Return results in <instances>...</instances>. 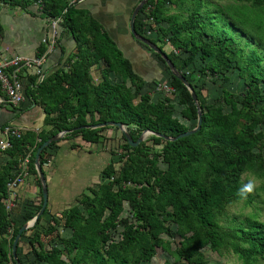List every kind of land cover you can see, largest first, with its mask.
<instances>
[{
	"label": "trees",
	"instance_id": "obj_1",
	"mask_svg": "<svg viewBox=\"0 0 264 264\" xmlns=\"http://www.w3.org/2000/svg\"><path fill=\"white\" fill-rule=\"evenodd\" d=\"M165 1L148 0L143 7L149 8L148 17L154 23L168 25V29L159 28V33L167 35L170 33L168 31H176L173 34L179 35L187 32L195 44V52L200 53L202 61L214 56L205 64V70L213 74L224 76L233 62L241 67L243 56L233 46L216 48L224 44L227 33L220 29L205 31L204 20L209 17L200 12L202 0H175L182 10L187 12L188 17L186 21L180 22V26L177 16L167 15ZM0 3L23 10L33 4L38 5L44 18L62 20L59 27L66 31L74 42V53L64 57L65 61L63 59L65 66L45 76L39 83L35 82V76L30 78L26 89L27 97L38 102L41 95L44 98L49 94L53 95L47 105L45 104L44 110L46 111L49 105L51 111L57 112L54 118L45 120L53 130L41 136L42 140L33 151L61 130L70 132L63 139L74 144L89 142L90 145H95L101 137L102 142L111 140L117 144L116 148L112 147L108 151L110 158L118 157L117 161L111 160L103 171L109 182L100 186L97 192H93V198H85L83 201L86 217L83 218L76 207L64 213V223L71 229L72 234L69 239H61V242L67 249H75L72 260L74 264L150 262L154 250L163 248L165 244L160 235L170 234L169 226L163 224L165 218L176 223L179 230L184 228L186 233H191L175 250L184 261L179 264H205L202 253L192 247L199 242L208 245L212 251L231 249L240 255L244 264L255 262L258 256H263L264 238L257 230L256 223H251L246 230L241 227H223L219 223L225 204L243 199L249 201L248 196L237 195L242 189L241 175L254 168L264 174V131L255 132L259 125H264V109L259 106L260 102L264 101V93L259 90L262 75L258 72V66L261 58L250 52L243 62L247 92L241 102L235 101L226 90L222 91L221 100L229 107L227 113L216 104L201 103L198 92L194 90L196 105L183 83L171 74L170 85L177 92L179 104L184 107L183 117L188 121H197L199 108L202 123L200 130L188 137L165 141L155 135L175 138L189 130L174 119L167 98L152 103L150 95L140 94L143 79L133 72L130 62L122 56L101 25L87 12L77 8V3L69 5L67 0H0ZM256 15L259 18L264 16L260 12H254V16ZM135 29L138 32L137 22ZM203 35L208 38L206 42L202 40ZM157 39H160V36ZM196 39L199 42H195ZM159 49L162 50L161 47ZM44 53L45 48H42L38 56ZM167 56L176 67L170 55ZM193 58L194 55H190L184 59L177 71L180 72L191 64ZM100 60L106 68L101 70V82L93 85L89 77L90 69L98 65ZM161 61L164 62L162 59ZM110 72L121 79L119 84L110 83ZM124 81H129L130 86L127 87ZM135 98H138L139 102L133 105ZM72 99L75 104L70 102ZM61 103H64V106L58 109ZM93 114L97 115V119L89 122L90 124L121 123L128 127L125 129L133 142L145 131L154 135L132 148L121 131L120 140L114 139L115 133L110 135L111 131H119L118 128H82L89 124L86 117ZM104 130H107V134L100 136L99 132ZM78 136L81 141L76 143L74 139ZM1 138L2 136L0 140ZM24 141L23 134L18 139H10L11 148L4 153L9 154L12 161L0 168V264H21L13 261L11 253L13 240L20 228L12 229L10 235L6 234V229L12 227V224L1 199L7 195V183L15 176L11 175L10 171L19 165L26 150H23ZM147 142L160 147L151 157L155 161L161 159L167 165L166 170L157 168L143 150ZM49 146L41 153L42 169L45 160L50 158L46 151ZM34 155L35 152H32L29 172L32 170L36 174ZM124 203L133 222L121 218ZM36 204L39 212L42 199ZM166 207H170L171 212L162 216ZM118 225L123 227L121 240L113 242L110 231ZM138 231L140 237L137 238ZM29 233L25 231L21 237L28 236ZM29 244L33 248L35 258L40 262L54 264L57 261V264H63L60 260L63 256L61 249H51L45 254H40L34 249L35 244L39 248L43 247L37 234L33 235ZM242 244L247 246L243 247Z\"/></svg>",
	"mask_w": 264,
	"mask_h": 264
},
{
	"label": "crops",
	"instance_id": "obj_2",
	"mask_svg": "<svg viewBox=\"0 0 264 264\" xmlns=\"http://www.w3.org/2000/svg\"><path fill=\"white\" fill-rule=\"evenodd\" d=\"M67 1L69 2L70 0ZM140 1L84 0L81 3H77V8L87 12L97 21L115 45L126 53L127 48L133 49L137 47L140 50L137 44L138 41L133 40L128 27L131 12ZM163 24L165 23L161 24L162 29H167ZM0 26L2 27L0 61L9 60L14 55L28 57L38 55L39 51L45 46L42 44V40L49 39L51 35L49 20L44 18L39 6L35 4L24 10L17 7H9L6 4L0 5ZM58 32L54 51L45 55L43 64L40 67V71L45 76L65 66L63 64L66 60L65 58L74 49L72 37L66 31H62L60 27H58ZM154 34L155 39H157L159 35ZM164 44L165 47L162 51L167 54V40ZM142 55L141 53V58ZM124 57L126 59L130 58L129 62L132 70L144 81L140 94H148L152 103L157 102L159 95L147 93L146 91H150L152 79H159L157 78L158 74L155 75L151 67H148L146 72L142 64L137 63V59H140L139 56L131 58V55L126 53ZM104 66V62L100 60L98 61V65L91 67L89 77L93 85L101 82V70L104 69ZM33 76L37 78L35 70L32 69L20 72L19 80L22 84L24 101L18 109H12L8 105H0V129L4 126L19 128L25 140L23 150L30 149L32 152H36L33 150L36 148L37 143L42 140L41 136L47 135L53 128L45 121V110L42 108L44 106L41 107L32 98L27 97L26 89L28 88L30 78ZM96 119V114L86 117L88 123ZM91 125L93 124L89 123L87 126ZM62 132L66 133L68 131L61 130L57 135ZM99 134L100 136H105L107 130L101 131ZM112 135L114 134L112 133ZM0 136H2L1 130ZM66 136L64 135L57 141L52 142L53 144L46 149L51 160V164L49 166L44 165L42 169L48 196L47 209H45L38 223L27 229L30 230V234H39L40 241H43L44 238L49 239L47 243H49L50 238L52 239L51 241H58L55 247L63 244L61 239H69L72 234L71 229L64 223L66 218L64 213L68 212L70 208L76 207L80 211L81 216L85 218L84 199L93 198L95 195L93 192H97L100 186L106 185L109 182L103 171L111 160L115 162L113 160L115 156L111 158L108 156V151L111 149L109 146L115 141L102 142L101 137L95 145H90L89 142H83L80 145L63 139ZM9 161H12L9 154L4 152L0 154V168L6 166ZM17 167L10 171L11 175L17 172ZM41 188L37 171L34 174L31 170L24 184L15 190L16 205L10 214H7L12 227L6 229V234H11L9 230L19 229L23 226L30 227L32 225L34 218L38 214L36 202L42 199ZM4 198L1 199V204ZM28 202L32 203V208L27 204ZM49 228H52V230ZM23 243L24 239L20 237L15 257L12 256L13 261L20 262L21 264L24 263V252L21 253L20 251ZM35 246L37 247L38 245L35 244L34 249ZM31 253H33V248H31ZM41 263L44 264L43 262Z\"/></svg>",
	"mask_w": 264,
	"mask_h": 264
},
{
	"label": "rangeland",
	"instance_id": "obj_3",
	"mask_svg": "<svg viewBox=\"0 0 264 264\" xmlns=\"http://www.w3.org/2000/svg\"><path fill=\"white\" fill-rule=\"evenodd\" d=\"M202 4L203 5L200 12L203 15L209 17L204 20L205 31L213 32V30L220 29L221 31L227 33L224 44L218 45L216 46V48L220 49L226 45L233 46L234 49H236V51L241 53L243 56L240 61L241 67H238L235 62L231 63L230 69L224 74V76L213 74L210 71L205 70V64L212 60L214 56H211L206 61H202L200 59V53L195 52V44L190 39L187 32H182L179 35H175L173 34V32L176 33V31H168L170 33H167V36L165 34L159 33V28H162V25L154 23L153 20L148 17L150 10L149 8L143 9L145 5L137 14L135 22H137L138 33L150 40L158 48L161 47L163 49L165 47L164 43L167 40V54L170 55L171 59L174 61L176 65V67H174L176 70L178 69V67H180L181 62L184 59H186L190 55H194L192 63L182 68L180 73L185 75L186 80L193 87V90L198 92L199 101L201 103L205 105L216 104L222 107L223 111L227 113L229 112V107H227L221 100L222 91L226 90L227 92H229L237 102H241L243 100V97L247 92V87L245 85L246 70L243 66V62L250 52H254L256 56L261 58L260 64L258 66V72L262 75V79L259 81V90L262 94L264 93V16L261 18H259L258 15L254 16V12H260L261 15H264V0H202ZM165 5L167 15L177 16L179 26L181 24L180 22H184L187 20V12L183 11L180 5L176 3L175 0H166ZM250 13L252 14V16H249ZM254 17L258 18L254 20ZM163 25L168 29L167 24ZM259 26H261V28ZM154 33L158 34L160 36V39H155ZM133 40L137 41L135 39ZM202 40L206 42L208 38L203 35ZM195 42H199V40L196 39ZM137 44L138 47H140V50L137 47L133 49L127 48L125 52L127 54H130L131 58H134V56L140 57L142 53V58L140 57V59H137V63H141L146 72L147 68L151 67L155 75L158 74L157 78H159L157 80L152 79V82H150L152 91L150 90L146 92H154L155 94H158L159 100H162L163 96L164 98H167L169 106L172 107L174 119H176L179 123L184 124L188 130L196 128V120L188 121L183 117L182 112L184 110V107L179 104L177 92H175L174 90V92L171 93V89L169 88L171 71L168 69L166 64L161 61L160 57L152 50H150L140 42H137ZM116 48L124 57V54L126 53H124L123 50H120L117 46ZM72 52L74 53V51ZM127 60L130 61V58ZM131 61H133V59H131ZM104 68H106V65L104 66ZM133 72L135 73V71ZM108 79L111 84L115 85L121 82V79L119 77H116V75L111 72L108 73ZM160 80L161 82L166 81L167 83V87L169 88L167 90V97H165L166 93L163 91H153L152 85H157ZM125 84L127 87L130 86L129 81H126ZM133 90L134 88H132V91ZM42 96L43 95L38 97L37 102L41 105V107L45 106V104L47 105V101H49L53 97V95L50 94L46 96V98ZM70 102L75 104L74 99L70 100ZM138 102V98H135L132 101V104L135 105ZM63 106L64 103H61L60 105H58V109L62 108ZM259 106L264 109V101H261ZM42 108L44 109V107ZM56 115L57 112L51 111V107L48 105L45 111V120L47 118H54ZM125 128L128 129L127 126H125ZM127 129H125L126 132H128ZM263 131L264 125H259L255 130V132ZM111 133H115L114 139L120 140V131H111L110 134ZM143 136L145 141L151 135L146 133ZM121 142L123 141H120V143ZM116 146L117 144L113 142L112 145L109 146V148L113 147L114 149L116 148ZM159 148V146H153L151 142H147L143 150L147 153L149 158L152 159V153ZM117 158L118 157L115 156L113 160L117 161ZM152 161L160 170H166L167 165L164 164L161 159H157L156 161L155 159H152ZM240 182L242 188L249 183H252L254 185L253 192L247 195L249 201L247 199H243L240 201L225 204L224 211L220 216L221 218L219 220V223L223 227H241L244 230H246L251 223H256L257 230L262 234L264 238V174H261V172L254 168L253 170L243 173L240 177ZM164 210L165 211L162 216H165L167 212H171L170 207H166ZM121 216V218H126L131 222L134 221L133 218H131L130 213L128 212L126 203H124V212ZM163 222L165 226H169L170 233L169 235H160V238L165 242L163 248H156L154 250V256L152 257L150 262H142L140 264H179L180 262H184L175 250L180 247V243L184 239L191 236V233H186L184 228L179 230L177 224L171 222L170 219L165 218ZM122 230L123 227L121 225H118L116 229L110 231V238L113 242H118L119 240H121ZM27 232H30V230H27ZM37 236L39 237V234H37ZM66 236L68 235L66 234ZM136 237H140L139 231L136 232ZM6 238L8 237L6 236ZM32 238V233H29L28 236L23 235L24 243L20 247L21 253L24 252L23 264H40V261L35 258L34 253H31V246L29 242ZM48 240L49 239L44 238V240L42 241L43 249L39 248V246H35V250L40 254H45V252H49L51 251V249H61L63 256L60 257V260H62L63 264H74L72 260L74 254L76 253L75 249H72L71 251L70 249H67L68 247H66L65 244H62L59 247H55V244L58 243V241H51L52 239L50 238V241L54 243L52 244L50 241L49 243H47ZM242 246L246 247L247 245L242 244ZM192 247H194L195 251L202 253L205 264H244L242 262V259L239 257L240 255L234 253L231 249L212 251L208 245H203L201 242L195 244V246L192 245ZM29 253H31L30 256H28ZM54 264H57V261ZM250 264H264V253L263 256H258L256 261L250 262Z\"/></svg>",
	"mask_w": 264,
	"mask_h": 264
},
{
	"label": "built area",
	"instance_id": "obj_4",
	"mask_svg": "<svg viewBox=\"0 0 264 264\" xmlns=\"http://www.w3.org/2000/svg\"><path fill=\"white\" fill-rule=\"evenodd\" d=\"M84 0H70L68 4L81 3ZM2 5V3H0ZM62 22L60 18L49 20L51 35L49 39H43L42 44L45 45V53L41 56H19L14 55L9 60L0 61V105H8L12 109H18L21 103L24 101V97L22 94V84L19 80V74L22 70H35V75L37 76L36 82L39 83L44 80L45 75L40 71V67L43 64V59L47 53L53 52L56 46V40L58 37V27ZM153 87V91L156 92H165L167 97V90L170 88L171 93L174 92L172 90L171 85L169 84V88L167 87L166 81L160 82ZM151 90V89H150ZM152 91V90H151ZM154 93V92H151ZM164 99V96H163ZM67 133H60L59 136L63 137L67 135ZM22 131L14 126H4L2 130V138L0 140V152H5L6 150L11 148L10 139L20 138L22 135ZM74 141L80 142L81 137L78 136L74 139ZM32 157V150L26 149L23 157H21L19 161V165L17 167V172L13 179H11L7 183V195L2 201V206L7 214L13 210L16 205V194L15 190L24 184L28 175H29V164ZM51 164L50 158L45 160L44 165L49 166ZM129 185V184H127ZM32 208V203H27ZM12 230H9L11 233Z\"/></svg>",
	"mask_w": 264,
	"mask_h": 264
},
{
	"label": "water",
	"instance_id": "obj_5",
	"mask_svg": "<svg viewBox=\"0 0 264 264\" xmlns=\"http://www.w3.org/2000/svg\"><path fill=\"white\" fill-rule=\"evenodd\" d=\"M148 0H142L131 12L130 18H129V33L131 35V37L135 40H137L138 42L142 43L143 45H145L146 47H148L150 50H152L155 54H157L166 64V66L168 67V69L171 71V74L173 76H175L176 78H178L183 85L187 88V90L190 92L191 96H192V100L194 101V103L197 105V99H196V95L195 92L193 90V87L188 83V81L186 80V78L175 69V67L173 66L171 60L168 58L167 54H165L161 49H159L155 44H153L150 40H148L147 38H145L143 35L139 34L137 32V30L135 29V19L137 14L141 11L142 7L145 5V3ZM197 112V125L196 128L191 129L183 134L178 135L175 138H171L168 136H164L161 134H157L155 135L158 138H161L165 141H174L177 139H181L184 137H188L196 132H198L200 130L201 127V123H202V115L201 112L199 111ZM104 127H113V128H118L119 131H121L124 134L125 139L127 140L128 144L130 147L135 148L137 147L141 142L144 141V134L148 133L150 135H154L152 132L150 131H145L143 132V134L141 135L140 138L137 139V141L133 142L131 140V138L129 137V134L125 131V126L121 123H113V122H107V123H100L97 125H91V126H85L82 128H87V129H99V128H104ZM60 138L59 135H56L48 140H46L45 142H43L36 150L35 155H34V164H35V168L37 171V174L39 176L40 182H41V195H42V206L40 211L38 212L37 216L34 218L32 225L30 227H32L37 220L44 214V211L47 207V203H48V199H47V189H46V184H45V179H44V175L42 172V167L40 165V157H41V153L45 150V148H47L52 142L57 141ZM27 229H29V227L27 226H23L19 229L17 235L15 236L13 243H12V248H11V253L12 256L15 257L16 254V249H17V245L19 242V239L22 235L23 232H25Z\"/></svg>",
	"mask_w": 264,
	"mask_h": 264
},
{
	"label": "clouds",
	"instance_id": "obj_6",
	"mask_svg": "<svg viewBox=\"0 0 264 264\" xmlns=\"http://www.w3.org/2000/svg\"><path fill=\"white\" fill-rule=\"evenodd\" d=\"M253 190H254V185L252 183H249L248 185L240 189L237 195L241 197H246L248 194L252 193Z\"/></svg>",
	"mask_w": 264,
	"mask_h": 264
}]
</instances>
